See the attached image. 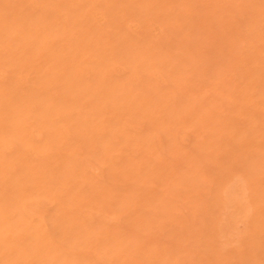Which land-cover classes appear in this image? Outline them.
Masks as SVG:
<instances>
[{"label":"rangeland","instance_id":"374dc122","mask_svg":"<svg viewBox=\"0 0 264 264\" xmlns=\"http://www.w3.org/2000/svg\"><path fill=\"white\" fill-rule=\"evenodd\" d=\"M0 264H264V0H0Z\"/></svg>","mask_w":264,"mask_h":264}]
</instances>
